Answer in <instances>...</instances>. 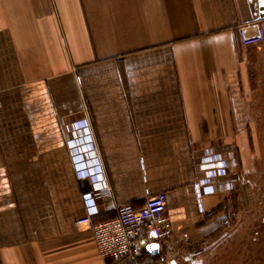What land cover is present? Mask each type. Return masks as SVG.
Instances as JSON below:
<instances>
[{"label": "crops", "instance_id": "crops-1", "mask_svg": "<svg viewBox=\"0 0 264 264\" xmlns=\"http://www.w3.org/2000/svg\"><path fill=\"white\" fill-rule=\"evenodd\" d=\"M261 2L0 0V264H121L76 219L160 191L195 244L175 264L217 254L262 159L264 39L238 31L264 27ZM146 250L131 264H155Z\"/></svg>", "mask_w": 264, "mask_h": 264}, {"label": "built area", "instance_id": "built-area-1", "mask_svg": "<svg viewBox=\"0 0 264 264\" xmlns=\"http://www.w3.org/2000/svg\"><path fill=\"white\" fill-rule=\"evenodd\" d=\"M238 31L243 44H256L264 39V27L259 21L246 22L239 26ZM85 128L88 130L86 124ZM83 136L91 137L89 132L76 137L79 144V146L75 145L76 155L82 154L79 147L82 146L80 139ZM76 166L77 170L82 172L81 174H91L93 178H97L101 172L94 169L97 164L91 167L81 159L76 162ZM224 171L220 169L219 175L225 174ZM204 186L205 189L214 191L223 186L232 187V184L230 182L216 185L206 183ZM98 194L110 195V186L104 182L94 191L85 194V199L91 208L90 200ZM166 203L167 193L160 191L148 197L142 206H135L130 202L118 204L116 215L112 218L94 220L93 214L96 210L92 209L78 217L75 222L77 226L88 228L93 232L98 251L104 258H113L121 264H131L141 256L150 243L158 242L159 253L155 264H175L179 256L190 254L195 244L190 242L187 231L180 232L178 236L175 234L171 218L166 211Z\"/></svg>", "mask_w": 264, "mask_h": 264}, {"label": "rangeland", "instance_id": "rangeland-1", "mask_svg": "<svg viewBox=\"0 0 264 264\" xmlns=\"http://www.w3.org/2000/svg\"><path fill=\"white\" fill-rule=\"evenodd\" d=\"M257 137L262 147V159L258 171L251 176L254 181L250 211L244 213L234 233L219 242L218 255L208 259L190 257L187 259L189 264H264V133Z\"/></svg>", "mask_w": 264, "mask_h": 264}, {"label": "water", "instance_id": "water-1", "mask_svg": "<svg viewBox=\"0 0 264 264\" xmlns=\"http://www.w3.org/2000/svg\"><path fill=\"white\" fill-rule=\"evenodd\" d=\"M260 18H264V0L260 3ZM147 249L151 251L153 254L159 253V243L158 242H152L147 246Z\"/></svg>", "mask_w": 264, "mask_h": 264}, {"label": "trees", "instance_id": "trees-1", "mask_svg": "<svg viewBox=\"0 0 264 264\" xmlns=\"http://www.w3.org/2000/svg\"><path fill=\"white\" fill-rule=\"evenodd\" d=\"M144 251H147L146 249ZM158 255V254H157Z\"/></svg>", "mask_w": 264, "mask_h": 264}]
</instances>
